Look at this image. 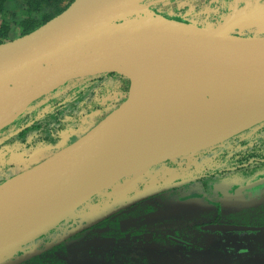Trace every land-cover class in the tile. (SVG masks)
Instances as JSON below:
<instances>
[{"label": "rangeland", "instance_id": "rangeland-1", "mask_svg": "<svg viewBox=\"0 0 264 264\" xmlns=\"http://www.w3.org/2000/svg\"><path fill=\"white\" fill-rule=\"evenodd\" d=\"M72 2L61 0L58 5L62 9ZM233 3L239 7L237 14L255 16L253 25L247 17L234 16L240 19L235 24L255 28L232 32L264 35V0L147 1L105 27L160 15L223 30L224 24L234 25L228 14ZM5 12L0 16V24L4 17L7 24L2 42L22 36L19 7L9 4ZM129 92L124 76L86 77L57 87L20 111L0 129V182L71 145L120 106ZM251 153L256 159L252 164L247 161ZM214 223L264 227V122L205 149L127 174L56 227L1 253L0 264H25L33 255L34 264H264V234L220 235L200 228ZM88 224L94 228L69 236L74 227Z\"/></svg>", "mask_w": 264, "mask_h": 264}, {"label": "water", "instance_id": "water-1", "mask_svg": "<svg viewBox=\"0 0 264 264\" xmlns=\"http://www.w3.org/2000/svg\"><path fill=\"white\" fill-rule=\"evenodd\" d=\"M147 1L158 0H74L37 29L0 44V110L11 114L5 120L0 117V129L69 81L118 74L130 83L127 99L87 133L43 163L0 184V219L32 222L31 230L0 254L56 227L127 174L205 149L264 122V36L227 34L160 15L105 27ZM87 7L100 20L93 22V15L82 18ZM79 16L86 34L52 46ZM175 66L193 67L197 73L207 67L217 71L239 101L246 125L200 148L141 163L126 172L131 141L154 98L159 71ZM38 175L47 177L51 186L37 184ZM202 230L226 234L262 232L264 227L209 224Z\"/></svg>", "mask_w": 264, "mask_h": 264}, {"label": "bare ground", "instance_id": "bare-ground-1", "mask_svg": "<svg viewBox=\"0 0 264 264\" xmlns=\"http://www.w3.org/2000/svg\"><path fill=\"white\" fill-rule=\"evenodd\" d=\"M94 14L87 7L81 16L90 18L93 15V22L100 20ZM81 16L52 46L86 34ZM156 86L137 137L131 141V157L126 172L141 163L173 158L200 148L213 141L214 137L230 134L246 125L238 110L239 101L213 68L207 67L203 73H197L193 67L161 68ZM162 98L163 103L160 104ZM10 115L7 110H0V117L4 120ZM36 183L51 186L44 175H38ZM30 224L32 222L27 219L16 223L0 219V251L17 244L31 230Z\"/></svg>", "mask_w": 264, "mask_h": 264}, {"label": "trees", "instance_id": "trees-1", "mask_svg": "<svg viewBox=\"0 0 264 264\" xmlns=\"http://www.w3.org/2000/svg\"><path fill=\"white\" fill-rule=\"evenodd\" d=\"M72 1L74 0H71V2ZM60 2L61 0H0V16H4L6 14V7L9 4L17 5L22 14V20L19 25L22 30V35H25L63 12L68 5L61 9L58 5ZM35 14H39V18L36 20L35 18H33ZM4 18L0 24V44L3 43L2 39L6 37V33H3L4 30L7 29V24L4 22ZM39 19L40 21L38 22L37 20ZM252 154L253 153H251L247 158L248 163L250 162V160L256 161L255 156ZM252 233L264 234V231Z\"/></svg>", "mask_w": 264, "mask_h": 264}, {"label": "crops", "instance_id": "crops-1", "mask_svg": "<svg viewBox=\"0 0 264 264\" xmlns=\"http://www.w3.org/2000/svg\"><path fill=\"white\" fill-rule=\"evenodd\" d=\"M232 6H230V8H229V10H230V12L228 13V14H230L231 15V23L232 24H234V25H231V24H224L223 26L225 27L223 30H222V28L220 29V28H209V27H203V28H209V29H211V30H217V31H222V32H224V33H227V34H233V35H239V36H245V37H251L252 35H241V33L239 32H235V31H244V30H246V31H254V26H252V27H247V28H244V27H239V26H237L236 24L237 23H240V19H237V20H234L233 19V17L234 16H237V17H239V18H241L242 16H243V18H248V21H252V25H253V21L255 20L254 18H255V16H253V18L251 19V17L250 16H248V14H250V13H246L245 11L243 12V13H241V14H237L239 11H238V9L237 8H239L238 7V5H236L235 3H233V4H231ZM241 7V6H240ZM238 11V12H237ZM235 21H236V24H235ZM260 22V21H259ZM229 23H230V21H229ZM232 30H235L234 32H232ZM254 36H264V35H258V34H256V35H254Z\"/></svg>", "mask_w": 264, "mask_h": 264}, {"label": "flooded vegetation", "instance_id": "flooded-vegetation-1", "mask_svg": "<svg viewBox=\"0 0 264 264\" xmlns=\"http://www.w3.org/2000/svg\"><path fill=\"white\" fill-rule=\"evenodd\" d=\"M34 103V102H33ZM32 103V104H33ZM250 163L252 164L253 162H251V160H250ZM6 181V180H5ZM4 181H2V183H3ZM0 184H1V182H0ZM104 222V221H103ZM102 222V223H103ZM93 223V222H92ZM101 223V224H102ZM214 224H222V223H214ZM87 226V227H86ZM86 226H84V227H82V228H73L72 229V231H71V234L69 235L70 237H73V238H76V237H78V236H80L81 234H83L84 232H86V231H90L91 229H93L94 227H90V229H89V227L88 226H91V224H88V225H86ZM204 226H206V225H204ZM85 227L87 228V229H85ZM202 227L203 226H201L200 228L202 229ZM83 230H85V231H83ZM202 231H204V232H207V233H217V234H220V235H224L223 233H218V232H211V231H205V230H202ZM226 234H228V233H226ZM39 254H42V252H40V253H38L37 255H39ZM34 256H36V255H33L32 257H30L28 260H30V261H28L27 263H25V264H34V262H35V259H33V257ZM18 264H24L23 263V261L22 262H20V263H18Z\"/></svg>", "mask_w": 264, "mask_h": 264}]
</instances>
